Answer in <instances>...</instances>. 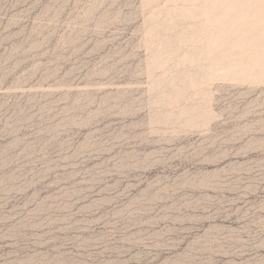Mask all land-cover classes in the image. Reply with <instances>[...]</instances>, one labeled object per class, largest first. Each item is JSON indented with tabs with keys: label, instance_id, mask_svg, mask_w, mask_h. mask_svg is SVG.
Returning a JSON list of instances; mask_svg holds the SVG:
<instances>
[{
	"label": "rangeland",
	"instance_id": "obj_1",
	"mask_svg": "<svg viewBox=\"0 0 264 264\" xmlns=\"http://www.w3.org/2000/svg\"><path fill=\"white\" fill-rule=\"evenodd\" d=\"M209 1L0 0V264H264V0Z\"/></svg>",
	"mask_w": 264,
	"mask_h": 264
},
{
	"label": "bare ground",
	"instance_id": "obj_2",
	"mask_svg": "<svg viewBox=\"0 0 264 264\" xmlns=\"http://www.w3.org/2000/svg\"><path fill=\"white\" fill-rule=\"evenodd\" d=\"M236 1L238 0H210L209 4L207 6H204L202 10L210 13L211 11L216 10V9H228L231 11V13H234V10H237ZM258 6L259 5L257 4L256 7ZM219 24H221V21L218 23V25Z\"/></svg>",
	"mask_w": 264,
	"mask_h": 264
}]
</instances>
